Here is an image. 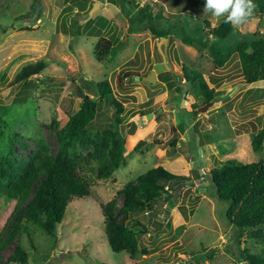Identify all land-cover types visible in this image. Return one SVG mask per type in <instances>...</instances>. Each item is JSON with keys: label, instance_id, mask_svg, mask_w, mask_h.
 I'll use <instances>...</instances> for the list:
<instances>
[{"label": "rangeland", "instance_id": "1", "mask_svg": "<svg viewBox=\"0 0 264 264\" xmlns=\"http://www.w3.org/2000/svg\"><path fill=\"white\" fill-rule=\"evenodd\" d=\"M80 1L87 9L94 2L98 5L85 21H80L85 12L77 6ZM177 1L0 0V160L12 150L18 172L23 174L41 147L55 155L58 130L81 105L77 89L97 99L96 81L107 79L122 105L143 112L146 118L144 122L136 115L118 124L113 118L115 111L101 104L87 130L106 132L116 123L124 139L125 160L107 178L83 173L94 196L67 206L55 236L36 224L25 223L28 231L16 237L28 252L27 264L239 263L236 228L226 219L227 204L217 198L209 170L227 159L248 163L264 158V146L257 151L250 148L253 136L264 128V80L246 83L237 54L217 67L207 49L186 45L177 32L166 44L169 71L179 77L175 85L170 88L158 77L154 84L137 79L149 76L163 57L158 61L156 43L160 39L154 38L147 26L130 22L126 10L136 11L145 4L155 12L162 8L163 15L172 22L181 21L191 37L203 38L209 27L195 17L199 11L188 7L181 13ZM207 18L214 27L220 17L211 12ZM161 23L166 24V20ZM234 26L241 34H263L264 17L250 16ZM76 28L82 31L80 36L72 33ZM100 38L109 40L113 47L102 61L94 55ZM37 61L45 62L48 82L33 89L16 84L14 78L21 66ZM184 67L205 72L217 86L216 100L196 106L195 115L188 106L200 104L201 99L183 80ZM182 96L188 97L187 101L181 102ZM126 116L123 113V118ZM172 140L175 146L170 144ZM92 154V146L77 144L71 155ZM159 164L191 180L168 199L158 200L154 212L133 214L148 227L135 257L112 251L102 229L100 202H108L125 184ZM39 178L40 174L33 185ZM118 201L120 204L121 199ZM3 208L0 198V215ZM11 226L12 222L0 224V236L7 238ZM242 241L241 248L250 253L264 250L262 242L245 236ZM15 244L16 239L7 244L1 252L3 258Z\"/></svg>", "mask_w": 264, "mask_h": 264}, {"label": "trees", "instance_id": "2", "mask_svg": "<svg viewBox=\"0 0 264 264\" xmlns=\"http://www.w3.org/2000/svg\"><path fill=\"white\" fill-rule=\"evenodd\" d=\"M205 2L206 0L177 1L182 8L179 12L191 7L199 11L195 17L209 27L200 39L191 37L181 21H170L163 15L162 8L155 12L151 5L145 4L137 7L136 11L129 9L125 13L133 24L147 26L154 38L169 39L173 33H181L186 45L197 44L201 49H207L217 67L223 66L233 54H237L246 83L254 84L264 80V33H238L235 26L227 22V14L220 16L217 25L210 27L207 17L211 11H205ZM252 3L254 9L251 16L264 17V0H252ZM77 6L80 12L85 11L84 14L79 13L83 14L80 21L88 19L89 8L87 9L85 2L80 1ZM162 20H166V24L161 23ZM66 30L68 31L65 27V32ZM72 33L80 36L82 31L76 28ZM112 49L109 40L100 38L95 44L94 55L98 61H102L111 54ZM156 53L160 61L162 55L157 48ZM45 68L43 61L27 62L15 75L14 82L30 89L37 84H45L49 79L44 74ZM183 74V80L195 89L201 99L200 104L188 106L195 115L196 106L210 105L216 100L217 86L203 71L184 67ZM157 77L170 88L179 80L175 72L169 70L159 73ZM93 88L97 99L88 97L81 89H77L82 102L79 109L58 130V149L55 155L41 147L23 174L18 172L19 167L12 158V150L9 156L0 160V198L4 200L0 224L3 226L12 222L9 236H0V264L28 263V252L16 237L19 232L28 231L26 222L36 224L46 234L55 236L56 227L63 220L67 206L73 201L93 198V191L83 173L90 171L99 178H107L124 162V139L120 137L115 124H122L136 115L145 122L144 113L125 108L114 96L107 79L96 81ZM187 99L188 97L182 96L181 102ZM101 104L115 111L113 118L116 123L113 125L114 129L93 134L87 128L97 116ZM123 113L128 116L123 118ZM77 144L92 146L93 154L72 156ZM170 144L175 146V140ZM263 146L264 128L253 136L250 148L257 151ZM39 174L40 178L33 185L34 178ZM209 175L217 198L227 204L226 219L236 228L234 236L239 249L238 264H264V250L250 253L248 249L241 248V243L245 242L242 241L244 236L264 243V158L248 163L236 158L227 159L211 168ZM190 180L189 176L176 175L159 164L140 174L135 181L125 184L108 202H100L102 229L111 250L125 251L135 257L140 252V238L148 233V227L133 214L144 210L154 212L158 200L168 199L173 191L184 187ZM18 209L21 211L17 213ZM15 239V247L3 258L1 252Z\"/></svg>", "mask_w": 264, "mask_h": 264}, {"label": "clouds", "instance_id": "3", "mask_svg": "<svg viewBox=\"0 0 264 264\" xmlns=\"http://www.w3.org/2000/svg\"><path fill=\"white\" fill-rule=\"evenodd\" d=\"M252 0H206L205 11H211L216 17L227 14V22L233 25L243 24L252 15Z\"/></svg>", "mask_w": 264, "mask_h": 264}, {"label": "water", "instance_id": "4", "mask_svg": "<svg viewBox=\"0 0 264 264\" xmlns=\"http://www.w3.org/2000/svg\"><path fill=\"white\" fill-rule=\"evenodd\" d=\"M97 2L93 3V6L89 9L88 11V16L90 17L92 15V13L95 11V9L97 8ZM168 38L164 37L161 38L157 43H156V47L158 52L162 55L163 57V61L162 62H158L155 64L154 66V70H152L150 72L149 76L143 77L141 78L140 76H137V79H143L149 83H156L157 82V75L161 72L167 71L169 70V65H167V59H166V44H167ZM179 79V77H178ZM87 96V95H86ZM160 111H156L155 114H158ZM153 115V113L149 114V117H151ZM146 119V118H145Z\"/></svg>", "mask_w": 264, "mask_h": 264}]
</instances>
